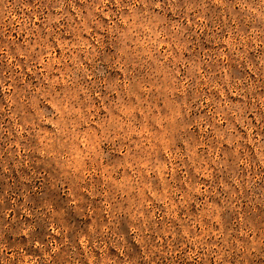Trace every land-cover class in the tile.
<instances>
[{"label": "rangeland", "instance_id": "1", "mask_svg": "<svg viewBox=\"0 0 264 264\" xmlns=\"http://www.w3.org/2000/svg\"><path fill=\"white\" fill-rule=\"evenodd\" d=\"M0 264H264V0H0Z\"/></svg>", "mask_w": 264, "mask_h": 264}]
</instances>
